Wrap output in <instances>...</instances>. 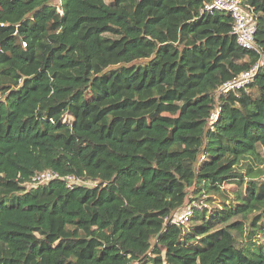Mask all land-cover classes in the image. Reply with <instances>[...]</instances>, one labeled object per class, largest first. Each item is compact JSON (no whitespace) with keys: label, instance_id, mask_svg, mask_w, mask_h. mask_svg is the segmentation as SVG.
Returning a JSON list of instances; mask_svg holds the SVG:
<instances>
[{"label":"trees","instance_id":"trees-1","mask_svg":"<svg viewBox=\"0 0 264 264\" xmlns=\"http://www.w3.org/2000/svg\"><path fill=\"white\" fill-rule=\"evenodd\" d=\"M211 1L0 0V264H264V0Z\"/></svg>","mask_w":264,"mask_h":264},{"label":"built area","instance_id":"built-area-1","mask_svg":"<svg viewBox=\"0 0 264 264\" xmlns=\"http://www.w3.org/2000/svg\"><path fill=\"white\" fill-rule=\"evenodd\" d=\"M58 12L60 14L62 13V11L59 9ZM218 12L226 13L230 16L231 34L235 37L236 43L240 48L250 52H259L254 38L256 32V22L252 8L244 5L242 3V0H212L210 3L205 4L201 9V14L211 15ZM259 64L260 62L253 66L249 71L242 73L236 80L229 81L223 84L218 89L217 94H226L235 89L244 87L245 85L250 83ZM1 98L2 97L0 95V99ZM215 116L216 113L212 115L213 118ZM60 179L62 178L59 176V174L51 170L38 172L32 177L28 188H35L38 185L46 184L52 180ZM62 180H64L68 186L77 184L84 185V183L78 181L73 176H67ZM193 206L194 205L190 204L184 207L181 211L175 213L169 222L177 226L185 225L192 215Z\"/></svg>","mask_w":264,"mask_h":264},{"label":"rangeland","instance_id":"rangeland-1","mask_svg":"<svg viewBox=\"0 0 264 264\" xmlns=\"http://www.w3.org/2000/svg\"><path fill=\"white\" fill-rule=\"evenodd\" d=\"M261 159L263 160V163L260 165V164H258L257 162H254V166L255 167H258V168H260V169H262L263 171H264V152H261ZM87 186H91V184H89V183H87L86 184ZM232 186H228V188H231ZM237 191H238V193L241 195V197H242V193H243V191H244V184H242L241 186H239L238 187V189H237ZM196 204V202L194 203V205ZM193 205V204H192ZM260 243H262V244H264V239H262L261 241H260Z\"/></svg>","mask_w":264,"mask_h":264}]
</instances>
